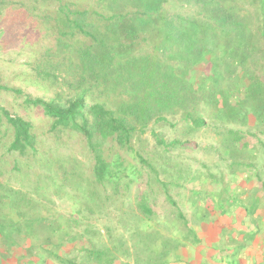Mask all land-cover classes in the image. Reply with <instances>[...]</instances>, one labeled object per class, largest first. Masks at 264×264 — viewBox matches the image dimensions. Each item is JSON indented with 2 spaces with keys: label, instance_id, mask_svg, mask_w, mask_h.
<instances>
[{
  "label": "trees",
  "instance_id": "obj_1",
  "mask_svg": "<svg viewBox=\"0 0 264 264\" xmlns=\"http://www.w3.org/2000/svg\"><path fill=\"white\" fill-rule=\"evenodd\" d=\"M10 2L18 6L6 25L37 21L57 35L66 63L36 56L25 63L56 84L48 97L4 84L1 75L0 91L39 109L55 140L65 132L81 136L92 162L84 177L74 156L42 152L31 122L0 106L1 148L15 158L14 170L24 175L17 161L33 157L44 171L32 191L0 179L1 261L195 264L210 248L238 252L245 243L233 237L240 216L233 212L245 215L236 234L253 237L264 220V0H98V11L63 0L3 3ZM175 4L191 11L169 13ZM78 36L89 43L77 46ZM164 126L175 137L155 131ZM146 130L163 156L134 148L131 139ZM201 130L216 136L210 147L221 162L216 171L171 164L172 150L188 147L190 134ZM248 135L256 137L253 146ZM109 141L133 160L119 153L107 158ZM197 175L216 187L202 180L186 195L182 190ZM54 195L75 209L60 212ZM94 215L107 220L101 230L90 223ZM220 216L219 247L199 232L214 233Z\"/></svg>",
  "mask_w": 264,
  "mask_h": 264
},
{
  "label": "rangeland",
  "instance_id": "obj_2",
  "mask_svg": "<svg viewBox=\"0 0 264 264\" xmlns=\"http://www.w3.org/2000/svg\"><path fill=\"white\" fill-rule=\"evenodd\" d=\"M8 0H0V75L1 82L7 84L11 87H18L22 89L25 93L33 96H43L48 97L52 95L56 90L57 86L54 82L43 79L37 76L35 71L28 69L25 63L28 61H33L34 57L48 58L51 62L56 60L63 61L66 63V54L60 50V45L56 43V34L47 32L41 27L37 21L29 25V17L24 18L22 22H26L24 27L21 25H9L8 17L15 12L18 5H13L10 3H3ZM29 2L30 0H17ZM71 2L74 8L83 10L87 7L90 10L98 11V0H63ZM100 1V0H99ZM186 12L191 11L190 7L184 9V7L179 4L172 5L168 12ZM33 18V17H32ZM16 27L14 30H10L9 27ZM79 39V41H77ZM72 42L77 46L89 43L83 36H78L73 38ZM60 86V85H59ZM0 106L5 107L11 113H17L23 118L29 120L34 127V130L39 136L40 150L42 152H47L50 155H57V157H68L74 156L80 163L83 164L82 171L84 177L90 175V164L92 162L91 155L85 148L84 139L74 133L65 132L63 137L58 141L55 140L48 132L49 120L41 113V111L33 106H28L27 108L22 107V98L15 95L12 92L0 91ZM4 125L0 124V129H3ZM156 132L162 134L163 138L171 139L175 137V133L172 128L168 126L157 127ZM191 143L188 147L182 149L172 150V155L170 153L171 159L169 160L171 164H178L182 168H190L192 171H205V168H212L215 172L216 167L221 163L214 152H212V146L217 144L216 136L210 130H201L197 133L190 134L188 137ZM248 141L253 146L256 143V137L248 135ZM8 137L2 138L3 141L7 140ZM136 150H139L142 154L149 157L157 158L159 154L164 155V150L162 146H159L155 142V138L151 135L150 130H146L144 133L136 134L132 139ZM0 140V163L2 164L5 171L4 176L0 177L1 180L8 181L15 189L21 188L25 191H32L31 182L36 179L38 173H43V169L37 165L33 157L29 159H19L18 165L23 168L24 175L18 173L13 168L14 159L10 153H5ZM190 146V147H189ZM105 156L111 158L117 153L126 156L127 159H132V152L129 154L128 151L124 149L117 150L114 144L111 145L106 143L105 146ZM209 152H208V150ZM133 160V159H132ZM40 161V160H39ZM69 166V165H68ZM220 171H225L222 166H219ZM26 172V174H25ZM197 180L187 183L186 188L183 191L186 195L189 194L188 190L194 187H199V182L204 181V185L207 184V188L216 187V183L207 179L204 180L202 176L197 175ZM111 190V188H110ZM54 199H56L54 195ZM185 201V200H183ZM57 207L60 212L70 213L75 207L71 204V201H63L56 199ZM191 202H185V206L182 208L186 212H190ZM113 207L109 210L113 212ZM111 217V216H110ZM90 223H92L97 228H102V225L106 223V218L99 215H94L89 218ZM113 226H116V222L113 220ZM2 252V251H1ZM15 256V255H13ZM11 257V256H10ZM14 258V257H13ZM0 264H17L16 260H4ZM117 264V262L115 263Z\"/></svg>",
  "mask_w": 264,
  "mask_h": 264
},
{
  "label": "crops",
  "instance_id": "obj_3",
  "mask_svg": "<svg viewBox=\"0 0 264 264\" xmlns=\"http://www.w3.org/2000/svg\"><path fill=\"white\" fill-rule=\"evenodd\" d=\"M233 213L240 214L239 218L234 221L235 223L233 222V237L235 236L234 239L238 240V242L236 243L237 245H239V243L241 242H244L245 244L238 252H234L232 249H230L228 253H223L219 248H210L211 251L209 250L210 252L208 254L199 253V255H196L195 264H264V220L259 223L258 227L256 226L258 230L253 237H250L247 234H236L238 233V229L243 228L242 220L245 218V215L243 210L238 209ZM228 217L232 216L228 215L226 217V220L228 219ZM224 220L225 219L223 216L215 218L213 220L214 228L211 229L215 232H199V236L201 237V239L207 237L208 235L212 244L217 245L218 242L216 241H221L219 232L221 231L220 229L223 228L222 224L225 222ZM218 246L220 247V243L218 244ZM204 249L205 248H203V250Z\"/></svg>",
  "mask_w": 264,
  "mask_h": 264
}]
</instances>
